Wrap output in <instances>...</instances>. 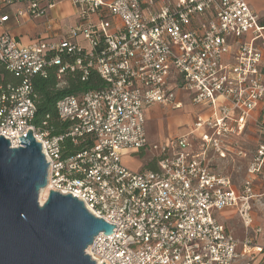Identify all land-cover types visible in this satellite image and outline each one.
<instances>
[{"label":"built area","instance_id":"built-area-1","mask_svg":"<svg viewBox=\"0 0 264 264\" xmlns=\"http://www.w3.org/2000/svg\"><path fill=\"white\" fill-rule=\"evenodd\" d=\"M58 1L74 6L79 21L55 44L21 46L0 34V61L20 82L0 87V136L14 149L30 129L47 163L46 196L77 198L115 227L95 236L86 255L95 264H264V243L239 241L216 218L233 209L247 232L252 225V183L264 171V12L251 0H28L12 18H38ZM56 65L59 88L71 72L83 82L94 72L102 85L57 100L68 127L53 136L33 125L31 79ZM178 90L209 115L150 144L146 109L182 108ZM250 123L258 144L235 191L211 163L242 154L233 139ZM66 139L82 148L66 156ZM148 149L156 169L124 163Z\"/></svg>","mask_w":264,"mask_h":264},{"label":"water","instance_id":"water-1","mask_svg":"<svg viewBox=\"0 0 264 264\" xmlns=\"http://www.w3.org/2000/svg\"><path fill=\"white\" fill-rule=\"evenodd\" d=\"M18 140L11 149L0 136V264H95L85 251L115 227L70 195L49 191L41 204L45 157L30 129Z\"/></svg>","mask_w":264,"mask_h":264},{"label":"crops","instance_id":"crops-1","mask_svg":"<svg viewBox=\"0 0 264 264\" xmlns=\"http://www.w3.org/2000/svg\"><path fill=\"white\" fill-rule=\"evenodd\" d=\"M27 2L28 0H20L19 2L8 6L3 2V0H0V18L5 17V16L8 17L6 22L0 23V34L3 32L8 33L13 38H15V40L21 46L30 45L32 43H36L40 41H44L50 44H55L60 39L65 37V35L67 34V32L69 31L71 27L78 24L79 20L77 16V9L74 6H72L70 3H68L67 1L54 2V4L50 5L47 8L45 14L42 16H39L38 18L31 17L25 14L23 17L18 19V21L16 22L12 18L13 14H15V12L17 11L24 12ZM251 7L256 12H259V13L264 12V0H251ZM188 99H189V95H187L186 98L184 97L180 98L182 103H185V101H188ZM151 107L153 106H150L149 108ZM149 108L146 109L145 116L147 112L149 111ZM187 109H190L192 112H194L191 108H187ZM195 109H200L199 112H202L201 113L202 116L209 115L208 111L205 110L204 108H195ZM193 118L194 117L191 114V121L193 120ZM250 124L254 127L250 132L258 133V135L257 134L256 135L259 138L260 133L258 132V130L255 128V126L252 123ZM250 124L247 127H249ZM242 136L241 135L236 136L233 139V141L237 142V145L235 147L236 151L238 150L241 144H248L245 139H242ZM165 139L167 138H164L163 140ZM254 151L255 149L249 150V153L248 152L246 153L241 150L242 154L237 155V157H235L233 161L214 160L211 163L212 170L216 173H220L221 169L219 165L222 164V162H235L238 159L247 160L248 164L245 169L243 179L240 182H238V184L232 180L233 189L235 191H238L241 188L243 181L247 179L246 178L247 168L249 166V162H250V159ZM125 157H128V156H125ZM129 162L132 163V161H129ZM129 162L124 161L126 165H128ZM134 164L135 165L133 166V168L130 166L128 167H130L132 170L138 169L139 163L135 162ZM252 192L254 193L255 197L251 201L252 210L250 213V217H251L252 225L248 232L244 229L242 223H240L236 215V212L233 209H224V211L217 213L216 218H217V221L225 225L227 230L233 235V237L237 238L239 241L240 240L242 241L248 237L252 239L256 244L262 245L264 243V171L259 177H256L253 180ZM234 222H236L238 226H240V230L242 232L241 237H235L234 235L235 234L234 228H232V225H231ZM256 231H258L257 234L255 233Z\"/></svg>","mask_w":264,"mask_h":264},{"label":"trees","instance_id":"trees-1","mask_svg":"<svg viewBox=\"0 0 264 264\" xmlns=\"http://www.w3.org/2000/svg\"><path fill=\"white\" fill-rule=\"evenodd\" d=\"M58 68L57 65L49 67L44 76L36 75L31 79L32 96H34L33 101L36 109L33 125L41 129H47L49 134L53 136L63 133L68 127L57 116L55 110L57 100L63 96L98 89L102 85L94 72H89L84 82L80 80V73L71 72L62 76L61 80L64 82V86L59 88L57 87L59 80L56 78ZM19 83V80L9 73L4 63L0 61V87L17 86ZM42 123H45V126ZM63 146L66 156L72 155L82 148L81 145L72 144L69 139L63 142ZM145 167L143 170L156 169V159H151Z\"/></svg>","mask_w":264,"mask_h":264},{"label":"rangeland","instance_id":"rangeland-1","mask_svg":"<svg viewBox=\"0 0 264 264\" xmlns=\"http://www.w3.org/2000/svg\"><path fill=\"white\" fill-rule=\"evenodd\" d=\"M175 95L176 100L181 103V106H183L182 108H176L175 106H153L149 108V111L145 116V122L146 136L148 137L150 144H159L164 138H173L177 135L185 134V132L190 130L192 122L191 114L194 117L196 113H202L199 112L200 109H195L194 107L190 106L188 101L182 103L183 99L181 101L180 98H186L188 95L187 93L178 90V92H175ZM187 108H191L194 112ZM253 128L254 127L250 124V126L244 130V133H242L243 136H241L242 139H245L248 144H241L238 150L249 153V150L256 149L255 147L258 144V133L254 132V134L250 132ZM155 157L156 152L148 149L140 152V154L133 155L131 159L130 157H124L123 161H132V163L129 162L127 165L132 168L135 165V162L139 163V168L136 170H142L145 169V166L148 164V162ZM247 164V160L245 159H238L235 162H222V164L219 165L221 169L220 173L228 175L235 183L238 184V182H240L244 177ZM45 198L46 194L43 199L45 200ZM231 225L232 228H234L235 237H241L242 232L240 230V226H238L236 222L232 223Z\"/></svg>","mask_w":264,"mask_h":264},{"label":"bare ground","instance_id":"bare-ground-1","mask_svg":"<svg viewBox=\"0 0 264 264\" xmlns=\"http://www.w3.org/2000/svg\"><path fill=\"white\" fill-rule=\"evenodd\" d=\"M45 190H42L40 192V195H39V200H40V203L42 204L45 200L43 199V197L45 196ZM44 200V201H43ZM43 201V202H42Z\"/></svg>","mask_w":264,"mask_h":264}]
</instances>
